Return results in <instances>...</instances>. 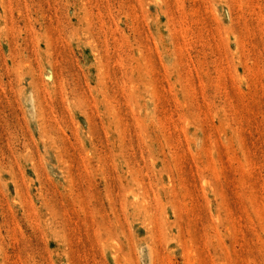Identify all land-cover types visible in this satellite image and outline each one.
Here are the masks:
<instances>
[{
    "label": "rangeland",
    "instance_id": "1",
    "mask_svg": "<svg viewBox=\"0 0 264 264\" xmlns=\"http://www.w3.org/2000/svg\"><path fill=\"white\" fill-rule=\"evenodd\" d=\"M0 264H264V0H0Z\"/></svg>",
    "mask_w": 264,
    "mask_h": 264
}]
</instances>
